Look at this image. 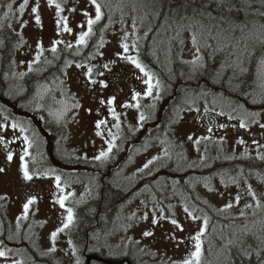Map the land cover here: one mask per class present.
Listing matches in <instances>:
<instances>
[{"label": "flooded vegetation", "instance_id": "obj_1", "mask_svg": "<svg viewBox=\"0 0 264 264\" xmlns=\"http://www.w3.org/2000/svg\"><path fill=\"white\" fill-rule=\"evenodd\" d=\"M15 42L16 45L12 43L9 45L4 41L0 46V121L4 120L6 126L14 122L20 123L28 131L20 133L15 129V133L4 137L6 141L14 139L15 142L0 144L6 156L9 150L12 151V160L16 162L14 182L0 183V196L6 197L0 200V250H6L11 256L16 254L20 256L16 245L23 242L22 238L33 241L30 246L22 247L25 251L22 252L23 258L27 259L26 253L29 257L27 261L19 258L21 264H65L62 261L66 257L65 253L72 251L73 246L82 256L86 254L87 249L89 250L90 244L94 249L103 250L109 246L108 240L112 237L110 233L114 226L110 222L116 217L120 223L126 221L127 212L130 210L128 208L134 205L135 199L142 196L146 186H154L153 183L159 179L170 185L172 190L180 192L182 197L178 200L183 202V207H188L198 216L205 214L208 216L207 205L210 204L206 202L201 191L203 185L204 188L211 185L209 179L206 178L199 183L194 174L197 170H179L180 143L177 133L183 111L190 112L192 108L183 104L182 95L185 93H181L180 73L171 68L172 52L168 59L170 64L166 65L164 51L158 45L151 43L148 46L147 41L134 43L136 47L133 48L132 55L137 56L161 81L162 91L158 99L155 98V92L153 98L143 94L137 98L140 107L135 114L139 117L144 113L146 119L131 124L126 123L127 121L120 118L119 114V120L114 118L115 122H112V115L107 112L106 105L96 103L100 86L102 87L100 81H104L108 86H116L120 85L118 83L122 80L127 84L133 80L128 79L126 74H123L125 79L120 77L118 71L120 67L116 66L115 60H100L96 57L95 50L98 43L100 45L99 41L88 49L85 45L77 44H72V47L68 48L66 46L68 44L62 41L56 45L55 53L51 51L53 45L47 47L40 40L34 43L32 41V44L25 41L24 44L23 39L16 38ZM37 45L43 48L42 53ZM8 46L10 50L5 48ZM7 50L13 52V55L4 54ZM37 55H40L39 61H36ZM65 61L71 63L66 64ZM78 63L84 67L77 68ZM104 64H108L109 68H104ZM89 67L93 69L91 79L95 80V83H91L85 75ZM101 72L103 75L99 74ZM138 73L143 76L139 69ZM114 89L115 87L111 92ZM191 92L193 91H189ZM85 97L90 99V104L87 111L83 112ZM111 98L110 94L108 99ZM149 99L155 101V107L150 110L146 104ZM75 104L79 107H73ZM84 113L90 114L92 118H83ZM209 113L198 111L194 120L208 129L211 127L212 135L215 134L213 128L219 129L218 132L222 133L220 117L210 113L211 117L206 119ZM98 121H105L99 129L96 128ZM97 132L101 134L97 135ZM24 135L35 141L34 146L29 149L30 155L25 157L24 161L31 173L38 174V178L34 176L32 181H25L21 171L20 155L26 147L23 143ZM100 136H103L108 144L110 142L114 144V147L107 158L96 160L95 157L100 154L101 149L94 143ZM154 146L158 147L157 150L161 154L158 160L145 168V164L148 163L146 162L141 170H131L134 159L147 153ZM146 169L151 171L143 175L142 172ZM57 175L61 177L63 192L56 187ZM139 178L141 180L138 182ZM130 179L134 182L132 187L127 185ZM23 185L26 186L24 190H16L23 188ZM116 193L119 196L115 195ZM113 194L115 197H111ZM62 195L68 196L65 205L73 208L75 220L69 229L57 235L60 242H55L54 247L60 249L59 261L50 252L40 254L34 239L40 231L37 224L47 222L43 217L52 210V207H55V212L65 220L66 210L55 203ZM30 196L37 199L35 204L29 206L25 217L23 205ZM156 196L155 207L164 202L172 210L171 213H159V210L153 216L156 218L163 216L168 220L175 218L177 214L173 209L178 200L170 203L164 193H158ZM106 202L109 204L116 202L114 205L119 203V209L113 214L103 215L104 222L109 223H104L101 228L100 209ZM83 222L96 223L95 236L93 235L91 242L87 241L86 245L80 242L81 236L80 239L77 237L78 241L72 236V231L77 230V224ZM69 240L73 242L72 245H69Z\"/></svg>", "mask_w": 264, "mask_h": 264}, {"label": "rangeland", "instance_id": "obj_2", "mask_svg": "<svg viewBox=\"0 0 264 264\" xmlns=\"http://www.w3.org/2000/svg\"><path fill=\"white\" fill-rule=\"evenodd\" d=\"M102 4L110 7H116V1L112 0H99ZM23 0H16L13 4V8L10 12V26L11 30L14 29L16 33L19 34L20 38L23 39L27 44H32L37 40L42 41L43 45L50 47L54 45V41L62 40L67 44H77L76 40L81 31H87V19L83 15L84 12H88L91 18H95V8L94 5L90 3V0H55L56 3H59L64 9L60 13V16L57 15V10L55 4L49 5L48 0H38L39 9L38 14L40 15L41 22L36 24L35 15L32 13V7L36 6L37 0H29L28 6L25 7L23 14L19 12V5ZM141 2V0H139ZM114 4V5H113ZM115 16L112 17L106 24L102 27V36H100L98 41H101L103 38V46L96 48V57L100 60L108 59L115 60L116 66L120 67L118 71L120 72V77L123 78L126 74L127 78H133L128 84L123 80L118 83L120 85H107V87L100 86V91L98 93V98L96 103L100 104L103 101L102 105H106L107 112L112 115L110 109H114L117 114H119L126 123H134L139 120L137 117L136 110L137 107L134 105L138 104L137 99L133 100L132 96L134 93L139 92L143 94L146 91L147 86L143 83L145 77L138 73V69L129 61L120 59L119 54H124L121 47V43L129 44V52L127 55H132L134 51L132 45L139 40L144 38V35L147 34L148 29L151 25L149 24V16L145 17V12H148L145 8L135 6L134 4H129L126 1H122L117 7ZM60 17H67L68 26L72 29L71 33L64 32L62 22L61 25H57V20ZM142 18H144L142 20ZM135 19V29L133 28V21ZM83 25V28L80 27ZM93 26V31L94 30ZM127 35V40H124L123 37ZM93 34L88 38L87 43L93 39ZM188 39L186 45L182 46V54L179 55L182 61H191L195 55V48L193 47L189 34H186L185 37ZM33 41V42H32ZM161 43L163 48L166 65L169 62V54L171 53L170 43L162 39H157ZM32 42V43H31ZM95 44V43H94ZM96 45V44H95ZM87 46V44L85 45ZM99 53H103L100 55ZM230 59H236L231 57ZM123 69V70H121ZM230 73L233 76V70L230 68ZM226 76V72L220 74L219 80L221 81L223 77ZM125 79V77H124ZM228 80L225 81L226 84ZM155 82V81H153ZM114 91H112L113 87ZM203 89V90H201ZM199 90L193 91L191 93L187 92L183 96L184 103L186 106L191 107L192 111L184 110L182 114L181 124L177 135L179 136V150L176 153H179L180 164L182 160L185 161L186 166H196L197 164H204L207 161V157L216 156L219 154L224 157H239L250 156L258 158L260 155H264V128H261L259 125L264 124V111L255 112L258 115L255 117V123H250L247 128L239 127V118L243 115L245 107L241 106L239 103L236 105V102L232 103L229 100H224L219 96L214 95L211 97L208 95L211 87L201 88ZM156 90H154L155 92ZM162 91L160 87L159 92ZM112 97H115L114 102L110 105L108 103L110 94ZM208 96H207V95ZM151 98V97H148ZM153 98V97H152ZM84 111L86 112L88 105L90 104V99L85 97L84 99ZM148 110L155 107V101L146 102ZM124 105H133L131 107H125ZM247 110V109H246ZM201 112H210L220 117V124L224 125L220 129L222 133L218 132L219 129L213 128L215 132L212 135L208 131V127L200 125L198 121H195V113ZM223 112L224 115H219L218 113ZM249 112V111H248ZM118 115V116H119ZM229 115L233 118L229 119ZM91 115L84 113L83 118L90 119ZM92 118V117H91ZM252 118L249 117V120ZM0 121V124L5 125L6 123ZM112 122L114 117L112 115ZM113 124V123H111ZM216 126V125H215ZM214 126V127H215ZM10 126H6L3 129H0V136L6 137L15 133ZM191 136L192 139L189 140L188 137ZM207 137V139H203ZM199 140V144L195 141ZM240 140H243L244 143H239ZM257 141L258 143H253ZM96 147L105 151L107 146V141L100 136L98 140L94 143ZM158 147H152L147 153L138 155L133 162L131 170H141V167L149 161H157L161 154L157 150ZM3 147L0 145V167L6 169L4 173H0V183H13L14 182V170H16V162L12 160L8 162L6 160V155L4 153ZM156 158V159H154ZM152 163H147L148 165ZM154 164V163H153ZM151 170L143 171V175L148 173ZM248 179L238 178L236 175L227 174L223 177L222 180H219V183L215 180L214 185H210L207 188H204L201 191L204 199L210 206H213L215 209L223 208L226 204L232 203L235 208H238L237 212H244L245 214L252 215L255 210L256 214L259 213L260 209H255V201L249 195L247 189L250 185L252 189L256 192L258 198L264 203V179L256 175H248ZM141 179H138V182ZM129 187H132L134 184L133 180L130 179L127 181ZM159 179L157 182L153 183L154 186H146L142 192V196L138 199H135L134 205L128 209L129 212L127 215V220L124 222H119V219L116 217L114 222H116V227L111 231L109 238V246L105 249H95L94 252L100 253L104 252V258H111L115 256H128L132 255L136 261V264H171V261H180L185 258L186 254L193 249V242L188 239L191 235H194L200 228L202 224L203 215H199L201 220H192L184 212L183 202L178 200L180 197V192L178 190H172V187ZM172 181L173 187L175 184ZM210 183V182H209ZM26 188L23 185V188L16 190H24ZM211 189V190H210ZM164 193L168 196L170 203L173 200H178L177 205L174 206L173 210L176 211L177 216L175 219L183 226V232L177 229L170 223V219H158L157 224H153V215L158 213H171L172 208L169 207L163 202L160 206H154L156 194ZM237 194L240 195L241 199L239 203L236 202L235 197ZM245 204H252L253 208H245ZM147 214V219L143 217ZM43 219H47V222H41L37 224L40 227L39 233L35 236V246L38 247L40 254L50 252L49 249L52 248L53 242L51 240V233L57 228L62 227L64 218H61L59 213L55 212V207H52V210L46 213V216ZM76 226V225H75ZM126 227V228H125ZM145 231H152L153 235L150 237H145L143 233ZM73 233V231H72ZM173 234L177 239H172ZM183 239L184 243L177 246L178 240ZM23 242H19L20 246H30L31 242L28 238L23 239ZM11 242V241H9ZM56 243L60 242L59 237L56 238ZM210 242L206 243L208 249L212 248ZM27 248V247H26ZM204 248V247H203ZM17 253H22L24 248L16 249ZM15 250V251H16ZM60 250V249H59ZM59 250L55 248L54 252H50L56 256L57 260H61ZM64 254V253H63ZM28 256V254L26 253ZM66 257L63 262L65 264H76L77 259L79 258L84 264V257L81 258V255L77 252L73 255L72 251L65 253ZM19 258H23L16 255H8L7 258L0 257V264H13V261H19ZM24 259V258H23ZM26 259V257H25ZM99 264V263H93Z\"/></svg>", "mask_w": 264, "mask_h": 264}, {"label": "snow or ice", "instance_id": "obj_3", "mask_svg": "<svg viewBox=\"0 0 264 264\" xmlns=\"http://www.w3.org/2000/svg\"><path fill=\"white\" fill-rule=\"evenodd\" d=\"M90 3L94 5L95 8V18H91L88 12H84L83 15L88 17L87 19V31H81L76 40L77 45H86L88 38L93 34V26L100 22L104 16L103 8L106 5L99 2V0H90ZM142 5L149 7V11L145 12L146 18L148 15H151L153 19L159 18L162 14L164 16V25L162 27L165 30H171L175 33L174 38H179V42L181 44L184 43L182 38V34L187 32L190 37V41L195 48V55L191 61H186L185 63H190L193 66L194 70H198L203 67V56L200 54L205 49H211L213 53H224L225 60L222 64L223 67H228L233 70V76L229 80L230 86L236 90L240 89L241 82L233 84V80H238L239 77L243 76L247 72L246 65L255 60L256 62V72L254 74L255 78L253 80V84L251 85L252 91L250 93H245V95L253 96V103H256V97H259L260 102H264V0H141ZM165 3L173 5L168 9L167 12L162 13V8ZM29 0H23V2L19 5V12L23 14L24 9L28 6ZM48 4L51 6L55 4L57 15L60 16V13L63 12V8L59 3H56L55 0H48ZM209 4L215 5L216 14L213 15V12L209 10ZM7 8L9 12H11L13 8L12 3L7 4ZM39 2L37 0L36 6L32 7L31 11L35 15L36 24H40L41 18L38 14ZM9 12L4 14L5 18L8 17ZM142 18V20L144 19ZM62 22L63 31L71 33L72 29L68 26L67 17H60L57 20V25L60 26ZM135 19L133 21V28L135 29ZM10 27V25H9ZM83 28V25H80ZM124 40H127V35L123 37ZM62 43V41H55L51 51L55 53L57 51L56 45ZM103 38L100 41V47L103 46ZM4 44L3 40H0V46ZM68 48H71L72 45H66ZM40 48L41 53L43 52V48L40 45H37ZM121 47L123 49L124 54H117L120 59L129 61L132 63L139 71L143 74L146 79H144L143 83L147 86L146 91L143 93L146 97H152L155 91V98H159L160 92L159 89L161 87V81L156 78L155 74L151 72L146 66L137 58V56L127 55L129 52V44L121 43ZM133 48L136 47L135 44L132 45ZM77 54H79L77 52ZM103 55V53H99ZM235 56V60H231L230 57ZM40 60V55L36 56V61ZM66 64H70L71 62L65 61ZM77 68L84 67L83 64H76ZM104 68H109L108 64L103 65ZM93 69L89 67L85 75L89 78L91 83H95V80H92ZM103 75V73H99ZM23 75V73H21ZM155 81V82H153ZM101 85L107 87V84L104 81H100ZM141 94L136 92L133 94L132 99L136 100ZM115 100V97H112L108 103L111 105ZM103 103V101H101ZM125 107H131L133 105H124ZM135 107L139 108L140 105L136 104ZM73 107H79L78 104L73 105ZM113 117L116 120H119L118 114L114 109H110ZM63 114V113H61ZM219 115H224L223 112L218 113ZM257 113L248 112L246 109L244 110L243 115L239 118V127L247 128L250 123H255V117ZM249 117L252 119L249 120ZM233 117L229 115V119ZM146 116L144 113H141L139 116L140 121H144ZM105 121H98L96 124V128L99 129ZM261 128H264V124L259 125ZM6 125L0 124V129L5 128ZM119 127V124L116 125ZM220 127H224V125H220ZM11 128L13 130L18 129L20 133H25L28 131L20 123H12ZM209 132L212 131L211 127L208 129ZM100 132H97V135H100ZM115 139V136L112 137ZM189 140L192 139L191 136L188 137ZM203 139H207L204 137ZM15 140L6 141L3 136H0V144H10L14 143ZM199 144V140L195 141ZM23 143L26 147L23 148V154L20 155L21 161V171L23 175V179L25 181H32L34 176L38 178L37 173H31L27 163H25V157L29 156V149L34 146V139H30L28 135L23 136ZM239 143H244L243 140H240ZM253 143H258L257 141H253ZM114 144L111 142L108 144L107 151H101L98 156L95 157L96 160H102L107 158L109 153L112 152ZM167 151H165V155H167ZM261 160H264V155H260L258 157ZM13 159L12 151L7 152L6 160L11 162ZM156 159V158H154ZM148 163H152L149 161ZM145 168L148 167V164H145ZM6 171L5 168L0 167V173H4ZM54 171V170H53ZM56 187L63 192L64 189L61 187V177L57 175L55 177ZM211 190V189H210ZM249 195L252 197L253 201H255V209L264 210V203L258 198L256 192L249 185L247 189ZM70 195V194H69ZM6 199L4 196H0V200ZM36 197L30 196L27 199V202L24 203V215L25 217L28 214L29 206L36 203ZM68 199L67 195H62L59 197L55 203H58L61 209L66 210V218L63 222L62 227L57 228L55 231L51 233V240L53 245L55 244L58 233L64 232L66 229H69L70 226L74 224L75 215L72 207H66L65 202ZM241 197L239 194L235 197L237 203H239ZM233 207L232 203L226 204L223 208L218 211L224 212ZM245 208H253L252 204H245ZM184 212L190 217L192 220H201V217L196 215L194 211H190L188 207L184 208ZM255 210L253 211V215H255ZM241 216H244L245 213L242 211L240 213ZM147 219V214L143 217ZM165 217H160V219H164ZM210 218L205 214L202 218V224L199 230L194 234L188 237L190 241L193 242V249L189 251L185 258L180 261H171V264H204V248H203V237L206 235L208 227H209ZM152 223L155 225L158 223V219L156 217L153 218ZM170 223L183 232V226L175 219L171 218ZM261 224V228L259 232L253 231L248 228L247 225L244 226L243 229L240 230V233H233V238L228 239L226 243L221 245L222 250H227L229 253L232 249L237 250V254L242 257H248L255 252L256 257L259 260V264H264V220L259 221ZM145 237H150L153 235L152 231H145L143 233ZM251 236L252 239L256 242L255 250L252 249L251 245L246 246V237ZM172 239H177L175 234H173ZM69 245H72L73 242L71 240L68 241ZM184 243L183 239H179L177 246L179 244ZM50 252L55 251V247L49 249ZM78 252V249L73 246L72 253L75 255ZM0 257L7 258V251L0 250ZM229 264H231V257L229 255ZM13 264H21L20 261H13ZM76 264H82V261L78 258Z\"/></svg>", "mask_w": 264, "mask_h": 264}, {"label": "trees", "instance_id": "obj_4", "mask_svg": "<svg viewBox=\"0 0 264 264\" xmlns=\"http://www.w3.org/2000/svg\"><path fill=\"white\" fill-rule=\"evenodd\" d=\"M16 0H0V40H4L7 44H14L16 45V38L20 39L19 34H16V32L12 29L10 25V12L7 8L8 3H14ZM111 4L113 3L112 0ZM116 1V7L114 6H106L103 8L104 16L100 22H98L96 25H94V36L91 41L87 43L86 49L92 48L96 43L97 39L102 36V27L104 24H106L112 17L115 16L117 7L122 1H126L129 4H134L135 6L145 8L149 11V7H146L142 5L139 0H115ZM101 2V1H99ZM102 3V2H101ZM114 5V4H113ZM173 5H170L168 3H165L162 8V13L167 12L170 7ZM209 10L213 12V15L216 14L215 11V5L209 4ZM6 12H9V15L7 18H5L4 14ZM150 18L149 24L151 25L150 29H148L147 34L144 35V38L139 40V42L143 43L144 41L148 44L155 43L159 46V48L163 49L161 47V43L157 41V39H162L164 41H167L170 43V46L172 48L171 52L172 59L171 60V68L174 69L175 72L180 73L181 77V93H187L189 91H196L203 87L208 88L211 87L209 90L208 95L213 97L214 95L221 97L224 100H229L230 102H236V105L239 103L241 106H244L245 109L249 112H263L264 111V102H260L259 97H256L257 102L253 103V96L252 95H245V93H250L252 91L251 85L253 84V80L255 78L254 74L256 72V62L255 60L250 61L246 67L247 72L239 77L238 80H233L232 83H241L240 89L234 90L230 84L229 80L232 78V75L230 73V68L223 67L222 64L225 60L224 53H213L211 49H205L200 54L203 56V67L199 68L198 70H194L193 66L190 63H185L186 61H182L180 59V56L182 54V49L184 45H186V41L188 39L184 38L187 32L182 34V38L184 40V43L181 44L179 42V38H174L175 33L171 30H165L162 25H164V16L163 14L156 19H153L151 15H148ZM149 40V41H148ZM95 43V44H94ZM145 47V46H144ZM6 49H11L10 46L5 47ZM14 47H12L13 49ZM13 52H8V50L4 53L7 55H13ZM236 58L235 56H232ZM231 58V57H230ZM233 60V59H231ZM235 60V59H234ZM166 61V60H165ZM169 63V62H168ZM167 63V64H168ZM170 64V63H169ZM226 72V76L222 78V80H219L220 74L222 72ZM227 81L228 84L225 83ZM203 90V89H201ZM2 95V94H1ZM207 95V94H206ZM207 95V96H208ZM7 100L4 101L6 103ZM182 119V118H181ZM185 160V159H184ZM182 160V164H180L179 170H197L194 172L195 176L197 177V182L201 183V180H205L206 178L209 179L210 184H215V180L217 183H219V180H222L223 177L227 174L236 175L238 178H246L248 179V175H256L258 177L264 179V160H261L256 157H250V156H242L239 157H224L220 156L219 154H216V156L213 154L212 156L207 157V161L204 164H197L196 166H186L184 163L185 161ZM190 181V180H189ZM212 182V183H211ZM115 195L119 196L118 193ZM113 194L111 197H115ZM108 196V195H107ZM116 196V198H117ZM115 198V199H116ZM116 203V202H115ZM115 203L109 204L106 202L105 204H102L101 206V221L100 226L103 228V226L109 222H104L103 215L107 214H113L117 209H119V203L114 205ZM186 207V206H185ZM208 208V217L210 218L209 227L207 230L206 235L202 238L203 239V247H204V264H229V255L231 257V264H259V260L255 255V252L253 251V254L248 257H242L237 254L236 249H232L229 253L227 250H222L221 245L226 243L228 239L233 238V233H240V230L244 228L245 225H247L248 228L252 229L253 231L259 232V229L261 228V224L259 221L264 220V210H261L259 213L255 215H249L245 214L244 216L240 215V212H237L238 208H235L233 206L231 209H228L227 211L220 212L218 211L221 208L215 209L213 206L207 205ZM109 221V220H108ZM105 223V224H104ZM111 225L116 227V222L111 221ZM96 223L94 222H83L77 224V230L73 231L72 236L75 237L76 241L80 239V242L84 245H86L87 241L88 243L91 242V237L93 238V235L95 236L94 226ZM79 236V239L77 238ZM246 239V246L251 245L252 249L255 250L256 248V242L252 239L251 236H248ZM210 242L212 244V248L208 249L206 247V243ZM23 246L16 245V249H22ZM89 250L85 252L86 254H94L98 255L100 257H103L104 252L97 253L94 252L93 246L90 244L88 247ZM84 255V254H83ZM21 257H23V253L20 254ZM82 256V254H81ZM29 255L27 256V259H24V261L28 260ZM104 258V257H103ZM108 259V258H106ZM124 259H129L132 264H136L135 259L132 255L128 256H115L109 258V260L113 261H121Z\"/></svg>", "mask_w": 264, "mask_h": 264}, {"label": "water", "instance_id": "obj_5", "mask_svg": "<svg viewBox=\"0 0 264 264\" xmlns=\"http://www.w3.org/2000/svg\"><path fill=\"white\" fill-rule=\"evenodd\" d=\"M211 116L210 114H207L206 115V119H209ZM85 264H92L93 262H98V263H101V264H131V262L129 260H126V261H122L121 262H117V261H113V260H107V259H103L102 257L100 256H96L94 254H85Z\"/></svg>", "mask_w": 264, "mask_h": 264}]
</instances>
